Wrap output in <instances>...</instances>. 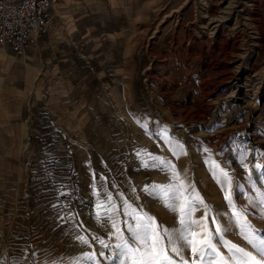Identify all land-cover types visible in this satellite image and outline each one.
I'll return each instance as SVG.
<instances>
[{
    "label": "rangeland",
    "instance_id": "374dc122",
    "mask_svg": "<svg viewBox=\"0 0 264 264\" xmlns=\"http://www.w3.org/2000/svg\"><path fill=\"white\" fill-rule=\"evenodd\" d=\"M251 11L264 27V0H59L55 28L24 53L0 44V264H75L93 251L105 264L93 237L114 242L107 217H95L108 193L178 226L142 191L170 183L153 156L229 226L209 157L232 176L238 206L264 187V43ZM262 216L249 209L264 230Z\"/></svg>",
    "mask_w": 264,
    "mask_h": 264
},
{
    "label": "snow or ice",
    "instance_id": "6c2138e0",
    "mask_svg": "<svg viewBox=\"0 0 264 264\" xmlns=\"http://www.w3.org/2000/svg\"><path fill=\"white\" fill-rule=\"evenodd\" d=\"M170 150L177 158L186 154L178 140ZM246 156V152L241 153L239 161L245 169L248 167L244 163ZM152 159L156 161L152 167L167 172L170 183L146 185L142 191L175 214L178 226L169 228L157 223L154 216L143 210V205L134 207L122 193L119 194L121 204L117 206L111 193H108L107 203L97 201L95 217L98 221L102 216L107 217L112 229L109 241L114 242L93 237L101 246L99 256L105 264H264V230L257 229L248 219L249 209L253 206L264 209V187L250 186L252 197L241 193L249 203L238 206L233 195L232 176L209 157L210 171L230 209L229 226L225 227L220 223V214L214 213V209L205 203L194 185L185 182L171 161L156 156ZM239 187L236 185V188ZM199 209H203V215L195 218L194 213ZM121 215L124 217L123 230L120 227ZM75 218L76 214L68 213L69 220ZM261 219L264 220V216ZM209 220L212 228L209 227ZM229 233L238 235L246 246L226 239ZM77 239L81 244L90 246L85 236L78 235ZM220 246L227 249V255L219 250ZM186 253H190V256H186ZM75 264H100V260L93 251L85 253Z\"/></svg>",
    "mask_w": 264,
    "mask_h": 264
},
{
    "label": "built area",
    "instance_id": "2783aa9c",
    "mask_svg": "<svg viewBox=\"0 0 264 264\" xmlns=\"http://www.w3.org/2000/svg\"><path fill=\"white\" fill-rule=\"evenodd\" d=\"M59 0H0V44L17 53L50 33Z\"/></svg>",
    "mask_w": 264,
    "mask_h": 264
},
{
    "label": "bare ground",
    "instance_id": "6f19581e",
    "mask_svg": "<svg viewBox=\"0 0 264 264\" xmlns=\"http://www.w3.org/2000/svg\"><path fill=\"white\" fill-rule=\"evenodd\" d=\"M253 5H255V2H253ZM212 15H215L216 13L214 12V10H212ZM211 15V14H210ZM258 17L256 16V13H253L252 11L249 12V16H248V24L251 25V28H253V33H255L256 35H253L254 37H257V41L260 44L264 43V27H262L259 22H258ZM218 32H220V30H218ZM5 48H0V55H2V51H4ZM13 61L12 63H10L11 65H13ZM208 111V109L206 108L202 113H201V117H203L206 112Z\"/></svg>",
    "mask_w": 264,
    "mask_h": 264
}]
</instances>
